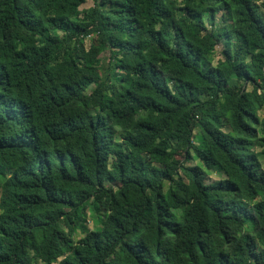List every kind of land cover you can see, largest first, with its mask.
I'll list each match as a JSON object with an SVG mask.
<instances>
[{"label": "trees", "instance_id": "1", "mask_svg": "<svg viewBox=\"0 0 264 264\" xmlns=\"http://www.w3.org/2000/svg\"><path fill=\"white\" fill-rule=\"evenodd\" d=\"M85 3L0 0V264H264V0Z\"/></svg>", "mask_w": 264, "mask_h": 264}, {"label": "rangeland", "instance_id": "2", "mask_svg": "<svg viewBox=\"0 0 264 264\" xmlns=\"http://www.w3.org/2000/svg\"><path fill=\"white\" fill-rule=\"evenodd\" d=\"M255 1H256V3L259 5V4L261 3L262 0H255ZM92 5H93V0H86L85 5L82 6L81 8H83V7H89V6H92ZM260 10H261V13L264 15V11H263V9L261 8ZM86 42H88V40H86ZM220 49H221L220 46H218V47L216 48L215 59H214V61H216V60L219 58V51H220ZM106 55H107V54H104V56H106ZM256 79L259 80L260 77H259V76H256ZM195 133H196V132H195ZM210 177H211V180H215V179H218V178H220V177H222V176H220V175L217 174V173H211ZM89 212H90L89 210L86 212L87 217H86L85 225H86V227H87L88 229H93V228L95 227V225H94L95 223H94L93 219L91 218V216L89 215V214H90ZM81 236H82V234L80 233V231H77V232H76V237H81Z\"/></svg>", "mask_w": 264, "mask_h": 264}]
</instances>
